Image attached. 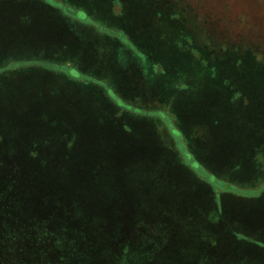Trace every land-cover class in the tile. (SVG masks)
<instances>
[{
  "label": "rangeland",
  "instance_id": "obj_1",
  "mask_svg": "<svg viewBox=\"0 0 264 264\" xmlns=\"http://www.w3.org/2000/svg\"><path fill=\"white\" fill-rule=\"evenodd\" d=\"M95 257L264 264V0H0V264Z\"/></svg>",
  "mask_w": 264,
  "mask_h": 264
},
{
  "label": "trees",
  "instance_id": "obj_2",
  "mask_svg": "<svg viewBox=\"0 0 264 264\" xmlns=\"http://www.w3.org/2000/svg\"><path fill=\"white\" fill-rule=\"evenodd\" d=\"M255 192H258V190H254V192H252V194L255 193ZM76 227H77L76 230H78L79 226L77 225ZM31 238L34 239V235H32ZM92 254H94V253L92 252ZM98 262H99V260L96 258L94 261H92L91 263H88V264H98ZM55 264H59V263H55ZM103 264H117V263H115V262H107V263H103Z\"/></svg>",
  "mask_w": 264,
  "mask_h": 264
}]
</instances>
